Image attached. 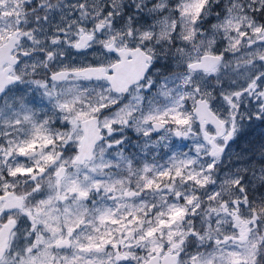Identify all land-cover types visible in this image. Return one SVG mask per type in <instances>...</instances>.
Segmentation results:
<instances>
[{
	"label": "snow or ice",
	"instance_id": "snow-or-ice-1",
	"mask_svg": "<svg viewBox=\"0 0 264 264\" xmlns=\"http://www.w3.org/2000/svg\"><path fill=\"white\" fill-rule=\"evenodd\" d=\"M0 264H264V0H0Z\"/></svg>",
	"mask_w": 264,
	"mask_h": 264
}]
</instances>
